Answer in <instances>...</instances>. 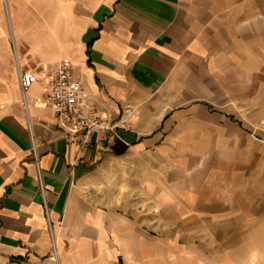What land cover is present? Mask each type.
<instances>
[{
    "label": "crops",
    "instance_id": "crops-1",
    "mask_svg": "<svg viewBox=\"0 0 264 264\" xmlns=\"http://www.w3.org/2000/svg\"><path fill=\"white\" fill-rule=\"evenodd\" d=\"M0 48V264L48 219L60 264H264V0H0ZM62 60L114 132L57 127Z\"/></svg>",
    "mask_w": 264,
    "mask_h": 264
},
{
    "label": "built area",
    "instance_id": "built-area-1",
    "mask_svg": "<svg viewBox=\"0 0 264 264\" xmlns=\"http://www.w3.org/2000/svg\"><path fill=\"white\" fill-rule=\"evenodd\" d=\"M18 78L23 93L40 81L35 73L21 71L19 67ZM45 107L55 112L57 127L69 136L85 133L90 137L95 133L114 132L118 128V124L109 115L101 112L90 103L83 92L81 81L74 75V68L69 60H62L48 81ZM258 131L264 132V120L260 121L251 133L253 140L264 145V136L258 135ZM33 150L35 165L39 169V160L35 153L34 143ZM39 181L42 193H45V188L40 180V174ZM46 213L49 217L47 207ZM48 230L51 238L52 252L47 264H60L57 243L49 219Z\"/></svg>",
    "mask_w": 264,
    "mask_h": 264
},
{
    "label": "rangeland",
    "instance_id": "rangeland-1",
    "mask_svg": "<svg viewBox=\"0 0 264 264\" xmlns=\"http://www.w3.org/2000/svg\"><path fill=\"white\" fill-rule=\"evenodd\" d=\"M12 38V37H11ZM10 38V39H11ZM11 42V41H10ZM9 54L12 56V59L14 61V56H15V52H14V48H12V46L10 45V49L8 50ZM2 49L0 48V55H1Z\"/></svg>",
    "mask_w": 264,
    "mask_h": 264
}]
</instances>
